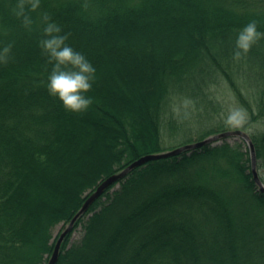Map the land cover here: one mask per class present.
<instances>
[{
  "label": "trees",
  "instance_id": "16d2710c",
  "mask_svg": "<svg viewBox=\"0 0 264 264\" xmlns=\"http://www.w3.org/2000/svg\"><path fill=\"white\" fill-rule=\"evenodd\" d=\"M10 3L0 0V48L11 46L0 63V264H49L105 179L235 130L217 122L223 84L248 116L242 130L264 124V39L247 53L236 44L250 21L264 31V0H41L31 30ZM44 13L97 69L85 112L47 89ZM250 137L264 183V129ZM229 139L134 169L77 222L57 264H264V193L248 146Z\"/></svg>",
  "mask_w": 264,
  "mask_h": 264
},
{
  "label": "clouds",
  "instance_id": "9594fccd",
  "mask_svg": "<svg viewBox=\"0 0 264 264\" xmlns=\"http://www.w3.org/2000/svg\"><path fill=\"white\" fill-rule=\"evenodd\" d=\"M40 5L41 0H15V3L8 5V9L10 15L21 20L23 26L31 30L35 23L31 13L37 11ZM41 19L44 35L39 45L55 61L48 77L47 89L62 102L67 111L85 112L94 102L89 92L93 88L97 69L83 52L66 43L67 34L49 14L44 13ZM260 39H264V31L258 28L255 21H250L238 33L237 48L247 53ZM10 51V45L0 48V63L7 61ZM235 55L239 57L241 52L237 51Z\"/></svg>",
  "mask_w": 264,
  "mask_h": 264
},
{
  "label": "water",
  "instance_id": "95a60500",
  "mask_svg": "<svg viewBox=\"0 0 264 264\" xmlns=\"http://www.w3.org/2000/svg\"><path fill=\"white\" fill-rule=\"evenodd\" d=\"M232 137L239 138L243 140L249 150L252 160V173L254 176V180L256 184L258 185L261 192L264 193V183L262 182L258 170H257V157H256V149L255 145L248 133L241 129H235L232 131H227L219 134L212 135L208 138H206L203 141L195 142L192 144H187L181 147H178L176 149L158 153V154H149L146 156H143L142 158L136 160L129 166H127L122 171L108 177L105 179L98 187L97 189L89 196L81 210L76 214V216L72 219V221L64 228L63 232L59 236V239L57 241V244L55 246V250L53 252V255L49 261V264H57L60 256V250L62 247L63 242L65 241L66 237L74 230L77 222L87 213V211L90 209V207L114 184H118L121 180H124L130 172H132L134 169L141 167L145 165L146 163L154 160H160V159H166L173 156H177L183 152L192 151L194 149L201 148L208 144L213 143H219L223 139H229Z\"/></svg>",
  "mask_w": 264,
  "mask_h": 264
},
{
  "label": "rangeland",
  "instance_id": "374dc122",
  "mask_svg": "<svg viewBox=\"0 0 264 264\" xmlns=\"http://www.w3.org/2000/svg\"><path fill=\"white\" fill-rule=\"evenodd\" d=\"M138 79V77H136ZM141 79V78H140ZM217 96L219 100L224 104L225 110L221 114V118L217 120V122L220 123H232L236 129H241V127L244 125L245 121L248 120V116L246 112H244L240 106L238 105L236 99L234 98L231 90L228 88L227 84H223L221 87L218 89ZM259 129H264V124L260 125H254L250 129L246 130L245 132L248 133L249 135L253 132H256ZM236 137L230 138V142H234ZM63 230V225L58 226L57 228L54 229L53 231V237L54 239L59 235V233ZM82 232V227H79L73 237L72 240L76 241L80 238Z\"/></svg>",
  "mask_w": 264,
  "mask_h": 264
}]
</instances>
